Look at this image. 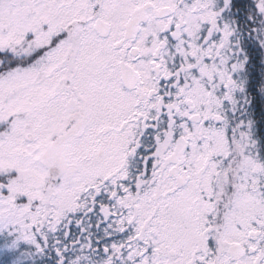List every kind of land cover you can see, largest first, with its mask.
<instances>
[{
  "label": "snow or ice",
  "instance_id": "6c2138e0",
  "mask_svg": "<svg viewBox=\"0 0 264 264\" xmlns=\"http://www.w3.org/2000/svg\"><path fill=\"white\" fill-rule=\"evenodd\" d=\"M250 109L264 0H0V264H264Z\"/></svg>",
  "mask_w": 264,
  "mask_h": 264
},
{
  "label": "trees",
  "instance_id": "16d2710c",
  "mask_svg": "<svg viewBox=\"0 0 264 264\" xmlns=\"http://www.w3.org/2000/svg\"><path fill=\"white\" fill-rule=\"evenodd\" d=\"M238 11L239 10H235ZM249 116L254 121L255 135L259 140L260 152L264 156V119H262L260 113L256 110L250 109Z\"/></svg>",
  "mask_w": 264,
  "mask_h": 264
},
{
  "label": "rangeland",
  "instance_id": "374dc122",
  "mask_svg": "<svg viewBox=\"0 0 264 264\" xmlns=\"http://www.w3.org/2000/svg\"><path fill=\"white\" fill-rule=\"evenodd\" d=\"M237 12H238V11H237ZM232 18L235 19V17H232ZM239 23H240V21H237V24H239ZM254 130H255V129L253 128V132H254V136H253V138H254L255 140L258 141L259 157H260L261 161L264 162V156H263L262 153L260 152L259 140H258V138L256 137V135H255V131H254Z\"/></svg>",
  "mask_w": 264,
  "mask_h": 264
}]
</instances>
